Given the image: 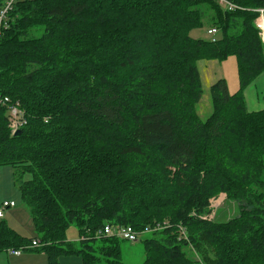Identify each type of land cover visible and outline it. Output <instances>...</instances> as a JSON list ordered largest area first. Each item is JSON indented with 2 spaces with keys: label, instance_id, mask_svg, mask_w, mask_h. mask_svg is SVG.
I'll list each match as a JSON object with an SVG mask.
<instances>
[{
  "label": "trees",
  "instance_id": "1",
  "mask_svg": "<svg viewBox=\"0 0 264 264\" xmlns=\"http://www.w3.org/2000/svg\"><path fill=\"white\" fill-rule=\"evenodd\" d=\"M229 1L243 9L225 11L217 0L15 5L0 41V96L19 102L29 121L12 134L0 108V167L21 172L36 238L4 221L0 253L39 240L47 246L31 252L49 264H125L128 241L98 236L110 225L144 233L143 264H264V110L250 113L244 96L264 73L256 25L264 0ZM205 19L216 42L191 38ZM232 57L240 90L214 85L203 121L198 63ZM221 193L240 204L235 218L192 216ZM164 220L171 228L155 230ZM71 227L78 242L67 238Z\"/></svg>",
  "mask_w": 264,
  "mask_h": 264
},
{
  "label": "rangeland",
  "instance_id": "2",
  "mask_svg": "<svg viewBox=\"0 0 264 264\" xmlns=\"http://www.w3.org/2000/svg\"><path fill=\"white\" fill-rule=\"evenodd\" d=\"M261 10H264V9H261ZM209 29H210V25L208 23V20L205 19L204 27L202 29L194 30L191 33V38L194 40L211 41L212 39L208 35ZM198 68L201 74L202 85H203V97H202L201 102L198 105V113L201 119L203 121H206L213 113L211 88L214 86V84H217V81L220 79V77L224 76L225 78H227V83L229 84L231 88L233 87L235 82H237V85L239 86L240 81H239V74H238L237 59L232 57V58H229L224 63L217 62L215 63V65H211L208 62L202 61L198 63ZM17 103L20 105L19 102ZM8 121H9V129L11 130V133L13 134L15 131V128L13 127V123L17 121L12 119L9 111H8ZM27 121H29L28 118H27ZM21 130L22 128L20 129V131ZM3 172H7L8 174L9 172H11V168L4 169ZM16 174H17L16 178H14L13 176L12 179L5 180V184L3 186H0V203L1 201L5 200V198H3L5 196H2L3 194L6 195V192L3 191L4 188L12 189L14 187L11 190V192H13L14 195H17L18 191L20 192V188L17 185L16 179H18V182L21 181L22 174L18 170ZM31 178H32L31 175H26L24 177V181H29ZM12 183H14L15 185H13ZM17 203H18V207L16 209H13L12 211L10 210L6 211L7 212L5 215L6 218L4 220L0 219V224L4 221L8 224H11L9 221V219L11 218L13 220V223L15 224L16 229L22 235L21 237L25 239H35L36 229H35L33 220L31 219L30 211L21 200L18 201ZM238 206H240V204L230 200L226 193H221L213 197L209 201L207 213L199 216L193 212L192 216H195L201 219L204 216L208 218L209 216L213 214L215 222L216 221L224 222V221H227L228 219L229 220L233 219L235 218L236 215H238V210H239ZM169 221L170 220H164L163 223L164 224L169 223ZM186 235H187V232H186ZM67 238L70 242H78L80 240L79 230L76 227H71L67 232ZM159 238H161V236ZM186 243L188 245L189 256H191L195 261L201 262V259L196 249L191 244L190 239H188V235H187ZM43 246L46 247L47 245L43 244ZM25 254L30 255V253L29 254L25 253ZM10 258H11V255H9L7 251L0 253L1 264H4L3 261H5V264H7ZM36 258H39L37 260H40V259L45 260L43 259L42 256H36ZM144 260H145V250H144V245L142 242H138V243L124 242L122 244L123 263L143 264ZM74 261L81 262V260L76 261L73 258L71 259L69 258V259L64 260L62 264H74L73 263Z\"/></svg>",
  "mask_w": 264,
  "mask_h": 264
},
{
  "label": "built area",
  "instance_id": "3",
  "mask_svg": "<svg viewBox=\"0 0 264 264\" xmlns=\"http://www.w3.org/2000/svg\"><path fill=\"white\" fill-rule=\"evenodd\" d=\"M21 0H6L4 6L0 10V41L3 39L4 33L6 30L9 28V21H10V14L12 13L15 5ZM219 6L229 12H235L237 10H242L243 8L235 5L232 1L229 0H217ZM260 17L256 22V25L258 29L260 30V36L262 40L264 41V10H260ZM209 37H211L213 42L217 41V38L219 36V32L215 29L209 30L208 31ZM7 107L9 110V113L12 117L13 120L17 122H12L13 127L15 128V131L13 134H16L17 132L20 131L21 128H24L25 126L28 125L27 117H26V112L20 108V105L17 103H13L11 99L7 97H1L0 96V108ZM16 208V203L15 202H10V201H5L0 205V219H3L6 211L12 210ZM215 215V214H214ZM210 221H214V216L213 214L207 218ZM171 225L169 223H165L163 225L159 224L156 226L155 230L162 231L164 229H170ZM180 229V235L183 240H187V235H186V229L184 226H178ZM143 232H136L133 228L131 227H124V228H114L110 225L106 226L104 230H102L98 236H106V237H117L119 239L136 243L139 241L140 237L143 235ZM43 244L39 240H35L32 242V244L21 248L19 250L15 249H9L7 252L11 256H22V254L26 252H30L32 250L36 249H41Z\"/></svg>",
  "mask_w": 264,
  "mask_h": 264
},
{
  "label": "crops",
  "instance_id": "4",
  "mask_svg": "<svg viewBox=\"0 0 264 264\" xmlns=\"http://www.w3.org/2000/svg\"><path fill=\"white\" fill-rule=\"evenodd\" d=\"M208 63L211 65H215V63H217V62L215 61V62H208ZM220 80H225L227 82V78H225L224 76L220 77V79L217 81V83ZM214 85H216V84H214ZM228 89H229V92L231 95L238 93L240 90V82H239V86L237 85V82H235L232 88L228 84ZM244 96L246 99L247 109L250 113H256V112H260V111L264 110V73L250 87H248L245 90ZM8 168L9 169L11 168V172H9L8 174H7V172H3L4 169H8ZM12 169H13L12 167H0V186H3L5 184V180L12 179L13 176H14V178H16L15 177V171H14V169L13 170ZM12 184L15 185L14 183H12ZM12 189L4 188L3 191L6 192V195L3 194L2 196H5L3 198H5L6 201L15 202L16 208H17L18 207L17 202L20 200L23 202L22 193H21V191L20 192L18 191L17 195H14V193L11 192ZM5 200H3V201L5 202ZM3 201H1L0 205L3 203ZM16 208H14V209H16ZM12 210H10V211H12ZM5 218H6V216H4V218L1 220H4ZM31 219H32V217H31ZM9 221L11 224H8V223L7 224L9 225V227H11L12 229L15 230L16 227H15V224L13 223V220L10 218ZM15 231L18 232L17 229ZM26 253L27 254L30 253V255H26L24 253V254H22V256H19V257L11 256V258H10V260H8L7 264H47V263L49 264V262L47 260V256L44 253H35V252H31V251L26 252ZM35 255L36 256H42L43 259H45V260H41V259L37 260L39 258H36ZM73 259L76 261L79 260L76 258H73ZM64 260H66V259L61 260V264L64 262ZM3 262L5 264V261H3ZM73 263L74 264H81V262H75V261ZM0 264H1V260H0Z\"/></svg>",
  "mask_w": 264,
  "mask_h": 264
},
{
  "label": "water",
  "instance_id": "5",
  "mask_svg": "<svg viewBox=\"0 0 264 264\" xmlns=\"http://www.w3.org/2000/svg\"><path fill=\"white\" fill-rule=\"evenodd\" d=\"M21 133V131L17 132L16 135H19Z\"/></svg>",
  "mask_w": 264,
  "mask_h": 264
}]
</instances>
